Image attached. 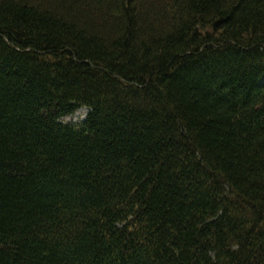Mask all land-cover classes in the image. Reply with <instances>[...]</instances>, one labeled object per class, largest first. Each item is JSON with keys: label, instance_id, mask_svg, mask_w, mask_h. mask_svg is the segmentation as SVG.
I'll use <instances>...</instances> for the list:
<instances>
[{"label": "trees", "instance_id": "16d2710c", "mask_svg": "<svg viewBox=\"0 0 264 264\" xmlns=\"http://www.w3.org/2000/svg\"><path fill=\"white\" fill-rule=\"evenodd\" d=\"M0 264H264V0H0Z\"/></svg>", "mask_w": 264, "mask_h": 264}, {"label": "rangeland", "instance_id": "374dc122", "mask_svg": "<svg viewBox=\"0 0 264 264\" xmlns=\"http://www.w3.org/2000/svg\"><path fill=\"white\" fill-rule=\"evenodd\" d=\"M87 117V111L82 109V110H79L78 113H76V115L73 117V118H70V119H67L66 120V123H81V122H84L85 119Z\"/></svg>", "mask_w": 264, "mask_h": 264}]
</instances>
